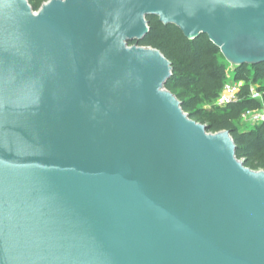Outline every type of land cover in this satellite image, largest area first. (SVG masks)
Segmentation results:
<instances>
[{
  "label": "water",
  "instance_id": "obj_1",
  "mask_svg": "<svg viewBox=\"0 0 264 264\" xmlns=\"http://www.w3.org/2000/svg\"><path fill=\"white\" fill-rule=\"evenodd\" d=\"M149 16L264 63V0H0V264H264V171L129 45Z\"/></svg>",
  "mask_w": 264,
  "mask_h": 264
},
{
  "label": "trees",
  "instance_id": "obj_2",
  "mask_svg": "<svg viewBox=\"0 0 264 264\" xmlns=\"http://www.w3.org/2000/svg\"><path fill=\"white\" fill-rule=\"evenodd\" d=\"M49 1L28 0V3L38 12ZM146 19L150 33L142 41L129 45L160 51L173 68L166 89L181 102L183 111L190 119L206 125L209 133L230 132L237 147V159L253 171H264V125L241 129L243 113L264 106V63L234 67L233 80L244 83L238 101L224 108H206L219 98L228 81L230 64L220 49L207 36L189 40L179 28L162 24L158 17ZM251 85L258 86L263 93L262 102L250 98Z\"/></svg>",
  "mask_w": 264,
  "mask_h": 264
},
{
  "label": "built area",
  "instance_id": "obj_3",
  "mask_svg": "<svg viewBox=\"0 0 264 264\" xmlns=\"http://www.w3.org/2000/svg\"><path fill=\"white\" fill-rule=\"evenodd\" d=\"M243 85L244 83L242 82L234 81L229 72L228 81L225 83L219 98L215 100L214 106L224 108L234 102H237ZM249 96L255 101L262 102L263 100V93L256 85L250 86ZM241 119L251 127L264 125V106L254 110H247L243 113Z\"/></svg>",
  "mask_w": 264,
  "mask_h": 264
},
{
  "label": "rangeland",
  "instance_id": "obj_4",
  "mask_svg": "<svg viewBox=\"0 0 264 264\" xmlns=\"http://www.w3.org/2000/svg\"><path fill=\"white\" fill-rule=\"evenodd\" d=\"M233 66H231L230 65V67H229V71H230V76H231V78H232V71H233ZM212 106H214V103H213V105H206L205 107L206 108H209V107H212ZM251 128V126L249 125V124H247V123H245V122H243L242 121V123H241V129L242 130H245V129H250ZM241 162H243V160H241ZM261 171H263L262 169H259V170H257L256 172H261Z\"/></svg>",
  "mask_w": 264,
  "mask_h": 264
}]
</instances>
